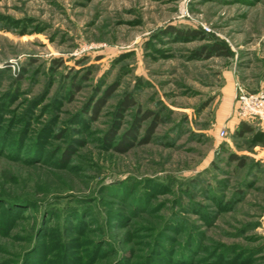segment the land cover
<instances>
[{
	"label": "rangeland",
	"instance_id": "obj_1",
	"mask_svg": "<svg viewBox=\"0 0 264 264\" xmlns=\"http://www.w3.org/2000/svg\"><path fill=\"white\" fill-rule=\"evenodd\" d=\"M241 91L264 0H0V264H264Z\"/></svg>",
	"mask_w": 264,
	"mask_h": 264
},
{
	"label": "built area",
	"instance_id": "obj_2",
	"mask_svg": "<svg viewBox=\"0 0 264 264\" xmlns=\"http://www.w3.org/2000/svg\"><path fill=\"white\" fill-rule=\"evenodd\" d=\"M237 104L239 117L264 119V93L262 91H241L238 95Z\"/></svg>",
	"mask_w": 264,
	"mask_h": 264
},
{
	"label": "trees",
	"instance_id": "obj_3",
	"mask_svg": "<svg viewBox=\"0 0 264 264\" xmlns=\"http://www.w3.org/2000/svg\"><path fill=\"white\" fill-rule=\"evenodd\" d=\"M131 102V101H130ZM245 128H246V130H248L249 129V126H245Z\"/></svg>",
	"mask_w": 264,
	"mask_h": 264
}]
</instances>
